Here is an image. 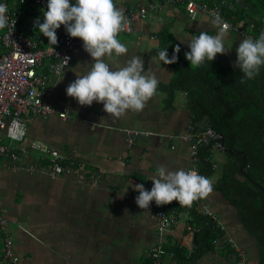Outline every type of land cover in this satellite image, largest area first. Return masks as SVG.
Segmentation results:
<instances>
[{"label": "crops", "instance_id": "crops-1", "mask_svg": "<svg viewBox=\"0 0 264 264\" xmlns=\"http://www.w3.org/2000/svg\"><path fill=\"white\" fill-rule=\"evenodd\" d=\"M243 1L248 6L254 5V0ZM115 3L124 11L142 5L157 6L143 19L133 21L130 32L122 30L118 34L127 54L106 56L105 60L117 68L132 56L140 55L144 70L155 74L158 86L168 83L173 75V69L153 52L158 46L156 34L161 29L168 28L185 59V53L190 51L188 40L202 31L211 35L217 31L210 16L199 13L190 18L181 3L165 0H115ZM9 5L21 10L18 25L22 31L36 36L39 46H51L48 38L34 27L37 18L43 23V11L47 9L23 8L15 0H10ZM248 12L255 13L251 9ZM62 26L56 30L57 37ZM256 38L254 33L253 39ZM243 39V35L230 30L224 42L230 50L215 58L237 68L236 49ZM93 62L83 44L73 47L70 62L62 73L48 78L49 103L56 110H65L66 119L56 113L31 116L26 135L18 143L25 151L21 163H35L39 152L31 150L29 143L36 140L58 150L69 170L53 176L12 170L4 158L0 159V212L8 220L7 231L17 264H152L148 252L158 240L155 201L150 202L149 209H141L135 202L139 192L134 185L142 183L146 190H151L158 166L187 170L191 164L187 141L162 137L186 131L190 114L185 91H174L168 100V94L157 87L142 111L128 110L114 119L104 111L102 103L93 101L91 106H82L66 93L67 86L77 75L87 73ZM127 128L138 130L131 145L127 144L123 131ZM0 139L8 143L3 132ZM211 157L217 164L209 177L214 185L225 155L222 149H214ZM201 201L224 223L225 239H219L213 249L190 264H229L227 237L246 251L248 264H256V241L237 219L235 207L214 186ZM177 217V223L164 233L163 241L166 247L192 249L195 233L186 228L190 217L187 213ZM2 237L0 231V264H10L2 257ZM161 264L187 263L165 257Z\"/></svg>", "mask_w": 264, "mask_h": 264}, {"label": "built area", "instance_id": "built-area-1", "mask_svg": "<svg viewBox=\"0 0 264 264\" xmlns=\"http://www.w3.org/2000/svg\"><path fill=\"white\" fill-rule=\"evenodd\" d=\"M23 8L47 9V0H15ZM169 3H181L184 5L187 15L194 18L197 14L203 13L213 18L218 13L221 18L229 23L230 30L236 31L244 37L253 38L255 23L247 18H239L235 6L230 0H165ZM10 0H0V4L7 5L8 24L0 29V45L3 52L0 53V133L8 139L4 143L0 139V159L4 158L8 167L12 170H25L35 173H48L50 175L64 174L69 170L65 164L64 156L56 149L46 144L32 140L29 143L31 150L39 152L35 163L23 164L20 157L25 151L19 148V144L26 135L27 120L31 116L46 117L56 113L61 119H66L65 110H56L49 103V75H60L71 59L73 47L83 44L80 38L71 37L65 26H62L58 35V44L53 46H39L38 38L19 28L18 22L21 10L9 5ZM155 4L142 5L137 8H127L124 15L127 25L124 32L131 31L133 21L143 19L148 12L155 11ZM253 33V34H252ZM259 37V36H258ZM257 37V38H258ZM256 38V39H257ZM69 61L64 65V57ZM126 142L131 145L138 134V130L124 129ZM162 137L179 138L185 140L190 146L191 164L188 170L198 172V147L202 143L212 140L211 151L221 149V142L218 134L211 127L204 126L195 129L191 123L182 134H168ZM212 167L217 164L212 159ZM99 177L96 175V178ZM157 223V242L151 246L148 257L152 264H161L165 257H175L173 250L166 247L163 235L169 231L178 221L177 213L174 210H167L164 205L153 203ZM197 207L199 212L208 216L221 234L213 240L215 244L219 239H225V226L222 220L203 204L201 199ZM8 220L0 212V231L2 233L3 252L2 257L10 264H17V256L13 251L12 239L7 231ZM186 228L197 231L198 227L187 223ZM230 252L228 253L229 264H248L246 251L232 238L226 239ZM191 249H188L186 256H189Z\"/></svg>", "mask_w": 264, "mask_h": 264}, {"label": "clouds", "instance_id": "clouds-1", "mask_svg": "<svg viewBox=\"0 0 264 264\" xmlns=\"http://www.w3.org/2000/svg\"><path fill=\"white\" fill-rule=\"evenodd\" d=\"M7 5L0 4V29L8 24ZM43 23L39 18L34 25L48 44H58L56 30L65 26L73 38L83 41V48L93 58L89 71L71 82L66 93L84 106H91L93 101L103 104L104 111L114 119L126 114L128 110L140 112L157 91L159 84L155 74L144 70V61L140 55L129 58L124 66L113 68L105 57H116L127 54L126 45L117 39L118 34L127 25L122 7L115 0H47V10L43 11ZM211 25L217 30L215 35L200 32L188 40L189 52L185 53L190 66L199 67L205 62L213 61L217 54H226L230 48L225 47L230 25L218 13L213 14ZM183 42V41H181ZM180 46L176 45L172 57L168 58L167 48L158 52L163 64L175 63ZM235 64L244 78L253 79L264 66V31L257 39L244 37L236 49ZM64 57V65L69 61ZM153 187L146 190L142 183L134 185L139 192L135 202L141 209H149L153 200L159 205L178 201L179 205L191 207L196 200L206 198L213 191V182L198 174L195 170H169L160 165L152 178ZM126 211V210H125Z\"/></svg>", "mask_w": 264, "mask_h": 264}, {"label": "trees", "instance_id": "trees-1", "mask_svg": "<svg viewBox=\"0 0 264 264\" xmlns=\"http://www.w3.org/2000/svg\"><path fill=\"white\" fill-rule=\"evenodd\" d=\"M230 2L235 6L237 17L255 23L253 33L258 37L264 31V0H254V5L248 8L237 5L234 0ZM250 9L255 13L250 15ZM156 36L158 46L153 52L158 56L160 50L167 48L170 59L177 45L172 33L165 27ZM3 51L0 45V53ZM177 56L175 63L167 64L173 69L171 79L158 87L168 94V100L174 91H185L192 126L202 128L197 122L208 116L212 130L222 136L225 160L213 186L235 207L237 219L256 241V264H264V66H261L258 76L244 78L242 82L243 73L239 67L233 68L215 58L211 62L205 59L202 65L193 68L181 50ZM211 143L212 140L202 143L197 153L198 174L207 178L215 171ZM199 200L191 207L181 206L178 201L164 205L177 215L187 213L189 223L198 227L189 256H186L188 249L182 246L167 247L173 250L180 263L190 264L213 249V240L221 234L210 218L199 212ZM227 251L229 253L230 248Z\"/></svg>", "mask_w": 264, "mask_h": 264}, {"label": "water", "instance_id": "water-1", "mask_svg": "<svg viewBox=\"0 0 264 264\" xmlns=\"http://www.w3.org/2000/svg\"><path fill=\"white\" fill-rule=\"evenodd\" d=\"M234 2L244 8H248V5L243 0H234ZM197 125L200 127L209 126L211 127V121L209 120L208 116H203L198 122ZM218 138L221 141V149L223 150V143H222V136L218 135ZM263 140H264V134H263ZM245 164V159H243V165ZM263 207H264V196H263Z\"/></svg>", "mask_w": 264, "mask_h": 264}]
</instances>
